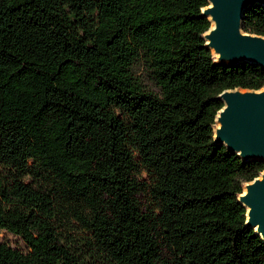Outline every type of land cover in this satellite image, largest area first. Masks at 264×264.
<instances>
[{"label": "trees", "instance_id": "16d2710c", "mask_svg": "<svg viewBox=\"0 0 264 264\" xmlns=\"http://www.w3.org/2000/svg\"><path fill=\"white\" fill-rule=\"evenodd\" d=\"M206 0H0V264H264L237 195L264 168L213 138ZM241 28L264 35V4Z\"/></svg>", "mask_w": 264, "mask_h": 264}, {"label": "water", "instance_id": "95a60500", "mask_svg": "<svg viewBox=\"0 0 264 264\" xmlns=\"http://www.w3.org/2000/svg\"><path fill=\"white\" fill-rule=\"evenodd\" d=\"M201 7L210 24L202 33L215 61H251L264 68V35L241 28L243 9L264 0H206ZM214 117L213 138L242 159L264 160V85L258 89L225 88ZM245 207V224L264 241V168L243 183L237 195Z\"/></svg>", "mask_w": 264, "mask_h": 264}, {"label": "rangeland", "instance_id": "374dc122", "mask_svg": "<svg viewBox=\"0 0 264 264\" xmlns=\"http://www.w3.org/2000/svg\"><path fill=\"white\" fill-rule=\"evenodd\" d=\"M0 241H4L13 247L25 248V244L19 236L4 229H0Z\"/></svg>", "mask_w": 264, "mask_h": 264}]
</instances>
